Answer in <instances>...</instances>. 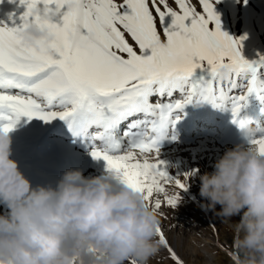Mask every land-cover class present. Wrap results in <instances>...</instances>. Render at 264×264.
I'll list each match as a JSON object with an SVG mask.
<instances>
[{"label":"snow or ice","instance_id":"1","mask_svg":"<svg viewBox=\"0 0 264 264\" xmlns=\"http://www.w3.org/2000/svg\"><path fill=\"white\" fill-rule=\"evenodd\" d=\"M20 4V23L0 26V130L10 132L22 116L66 121L74 136L90 139V155L106 161L107 170L141 192L161 216L162 207L176 208L191 175L170 176L158 158L169 124L180 119H171L176 110L205 101L230 107L233 122L264 155V127L238 119L250 94L264 103V56L242 55L246 37L222 30L213 0ZM30 25L51 39L26 42ZM197 69L203 74L194 79ZM157 239L154 256L162 249L173 264H185L161 223Z\"/></svg>","mask_w":264,"mask_h":264},{"label":"clouds","instance_id":"2","mask_svg":"<svg viewBox=\"0 0 264 264\" xmlns=\"http://www.w3.org/2000/svg\"><path fill=\"white\" fill-rule=\"evenodd\" d=\"M28 43L50 33L35 25ZM0 130V264H149L160 217L141 192L112 172L65 171L56 185H33ZM202 206L231 222L233 264H264V155L236 144L199 176ZM217 205L220 206L217 210ZM239 217V219H236Z\"/></svg>","mask_w":264,"mask_h":264},{"label":"rangeland","instance_id":"3","mask_svg":"<svg viewBox=\"0 0 264 264\" xmlns=\"http://www.w3.org/2000/svg\"><path fill=\"white\" fill-rule=\"evenodd\" d=\"M5 2L3 8L16 10L19 16L25 10L20 0ZM213 3L215 12L220 17L222 30L234 38L246 37L241 40L242 55L248 60H258L260 56H264V0H247V3L245 0H213ZM199 71L201 69H197L195 73ZM199 77L200 75H196L193 78ZM176 95H179V92ZM189 105L196 119L199 118L198 122L203 121L197 124L193 132L187 134L188 139L193 142L192 147L182 153H170L166 147L175 139L166 138L159 144L163 152L158 158L165 162L164 167L170 176L184 179V173H191L187 181L188 187L181 191V200L176 208L164 206L160 209L163 213L162 216L159 215L160 223L169 242L185 264H233L226 252L217 246L222 244L224 248L231 250L233 239L231 222L222 220L213 211L202 206L204 198L199 193V176L204 172L214 171L215 161L226 149L241 143L249 145L250 137L233 122L230 107L223 109L214 107L207 101L187 104ZM180 113L178 109L171 117L173 120L177 116L180 117L174 125L176 129L183 125ZM238 119L250 120L264 127V103L256 94L249 95ZM58 120L60 119L45 122L39 118L29 120L28 117L22 116L9 132L12 137V158L18 161L20 169L32 184H46L47 178L57 171L64 173L74 165H82L77 169L82 170L84 174L89 170L94 173L92 176L107 174L109 171L106 161L102 158L94 159L90 155L91 145L80 148L75 138L55 132ZM205 120L212 121V124L206 125ZM69 133L73 135L71 130ZM175 134L177 132L174 131V135L169 133L168 136ZM200 137H207L211 142L195 143L194 141ZM86 139L91 142L88 137ZM57 176L60 174L51 179V184L61 179ZM174 190H176L174 187L170 188V191ZM219 208L217 205V210ZM181 213L189 216L194 221L193 225L191 223L189 225ZM193 241L196 243L193 244ZM201 245L208 246L214 253L212 261L206 258ZM166 257L167 253L161 249L159 255L150 259L149 264H173V261Z\"/></svg>","mask_w":264,"mask_h":264},{"label":"bare ground","instance_id":"4","mask_svg":"<svg viewBox=\"0 0 264 264\" xmlns=\"http://www.w3.org/2000/svg\"><path fill=\"white\" fill-rule=\"evenodd\" d=\"M4 3H6L5 0H3L2 3H0V26H3V25L6 24L7 26L12 27V26H14V21H15V24H19V22H20L19 15H18L19 12L17 13L16 10H11V9H6L5 10L3 8V4ZM202 74H203L202 71H199L197 73H194V76H196V75H200L201 76ZM187 107H188V114L193 117L192 120H193L194 124L196 125V123L198 122L199 118L196 119L195 114H194L193 110L191 109V106L190 105L187 106ZM182 113H184V111L181 112V115H182ZM183 117H184V115H182V118H181V121L183 123V125L181 127H179L178 129L174 128V125H176V123H177V121H176V123L174 125H172L170 123L169 126H168V128H167V130H166L165 138L164 139H166V138H172V136L174 135V131L177 132V134H175L176 139L175 140H172V143L170 142L171 145H169L168 147H166L167 150H168V152H170V153H175V152L176 153H182L186 149H189V148L192 147L191 144H193V142H192V140L190 141V139H188V135L187 134L188 133L190 134V132H193L194 130H193V127H190L189 128V127L186 126L188 120L183 119ZM210 124H212V121L211 122L210 121L207 122L206 125H210ZM55 125H56L55 126V132H61L66 137L67 136H71V137L75 138L74 140L77 141V145L80 148H83L86 145L87 146H89V145L92 146V143L91 142H88L87 139H86V137H84V136H74V135H71L69 133V130L70 129H69L68 124H67L66 121L58 120V123H56ZM207 129H209V127ZM169 133H173V135L168 136ZM11 139H12V137H11ZM208 141L211 142L210 139L207 138V137H200L197 140H195L194 142L197 143V144H201L203 142H208ZM162 152L163 151L160 150L159 156H160V154H162ZM11 154H13V152ZM80 166H82V165H74L72 167V169L80 168ZM92 175H94V173L90 172V170L88 172H85V174H84L85 177L92 176ZM59 177H62V176L61 175L60 176H57V178H59ZM52 185L55 186L56 183H54V184L52 183ZM5 211H7L6 206L0 204V213L5 212ZM181 216L184 217L185 221L188 222L189 225H190V223L192 224L194 222L193 220H191V218L189 216L183 215V213H181ZM195 227H196V225H195ZM201 250L206 255V258L208 260H211V261L213 260L214 253L208 248V246H203Z\"/></svg>","mask_w":264,"mask_h":264}]
</instances>
